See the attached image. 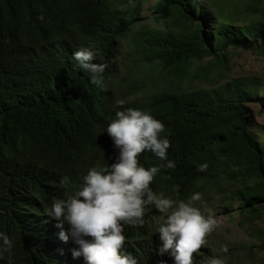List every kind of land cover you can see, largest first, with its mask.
Returning a JSON list of instances; mask_svg holds the SVG:
<instances>
[{"label": "trees", "instance_id": "1", "mask_svg": "<svg viewBox=\"0 0 264 264\" xmlns=\"http://www.w3.org/2000/svg\"><path fill=\"white\" fill-rule=\"evenodd\" d=\"M222 1L157 0L161 29L143 0H0V264H210L153 222L217 190L264 250V97L213 77L231 51L264 55V0Z\"/></svg>", "mask_w": 264, "mask_h": 264}, {"label": "rangeland", "instance_id": "2", "mask_svg": "<svg viewBox=\"0 0 264 264\" xmlns=\"http://www.w3.org/2000/svg\"><path fill=\"white\" fill-rule=\"evenodd\" d=\"M210 0H207L208 3ZM213 1V0H212ZM222 1V0H221ZM157 0H143V13L141 25L148 27H160L166 29L168 26L164 20L156 21L158 15L155 11ZM219 6L229 7L223 1L218 3ZM230 51V50H229ZM230 66L229 71L225 72L223 78L216 70L214 80L218 81V85L224 84L235 78L256 79L259 82V92L264 97V55L256 50L251 51H231L228 57ZM126 60H124L125 62ZM127 69V65L125 67ZM121 77H127V72L122 76L117 75L113 85L116 90V97L119 101L124 97L118 90ZM148 77V76H146ZM212 82L199 83L192 85V89L200 87H211ZM142 92L139 96L143 95ZM250 129L257 142L264 147V109L259 103H251L250 106ZM235 186L231 185V191H235ZM229 194H221L217 192L212 196L202 199L201 204L192 208L179 209L182 205L177 204L171 206H163L161 214L154 218L153 224H157L161 229L178 231L185 235L189 241L201 244L207 248L211 254L210 264H262L264 263V250L259 247L263 233L258 229L263 228L260 220L249 219L242 216L239 202L234 198L230 200ZM228 205L230 214L225 211ZM200 225H203L200 234L204 235L206 241L193 234V231Z\"/></svg>", "mask_w": 264, "mask_h": 264}, {"label": "clouds", "instance_id": "3", "mask_svg": "<svg viewBox=\"0 0 264 264\" xmlns=\"http://www.w3.org/2000/svg\"><path fill=\"white\" fill-rule=\"evenodd\" d=\"M88 200H90V201H88ZM88 200H87L88 207H89L91 210H94V211H97V212L106 211V209H107V205H105V204H106V200H97L96 198H90V199H88ZM194 206H195V205H194ZM222 206H223V205H222ZM187 207L192 208L193 206H190V205H183V206H181L179 209H183V208H187ZM156 227H157L158 229H161L157 224H156ZM202 227H203V225L198 226V227L193 231V234H194L196 237L200 238L201 241H206V240L204 239V235H203V234H200V232L202 231ZM162 230H164V229H162ZM165 231H171V230H165ZM180 233H181V232H180ZM181 234H182V233H181ZM182 236H183V239H184L187 243H191V244L195 245L196 247L201 246L202 248H204L201 244H197V243H195V242L189 241L188 238H187L185 235L182 234ZM65 242H66V240H65ZM204 249H207V248H204Z\"/></svg>", "mask_w": 264, "mask_h": 264}]
</instances>
